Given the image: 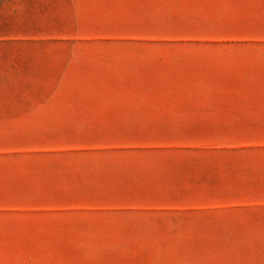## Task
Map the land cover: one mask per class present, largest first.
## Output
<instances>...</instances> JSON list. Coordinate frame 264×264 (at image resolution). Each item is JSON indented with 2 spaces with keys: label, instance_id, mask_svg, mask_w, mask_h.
I'll return each instance as SVG.
<instances>
[{
  "label": "rangeland",
  "instance_id": "374dc122",
  "mask_svg": "<svg viewBox=\"0 0 264 264\" xmlns=\"http://www.w3.org/2000/svg\"><path fill=\"white\" fill-rule=\"evenodd\" d=\"M0 264H264V0H0Z\"/></svg>",
  "mask_w": 264,
  "mask_h": 264
}]
</instances>
